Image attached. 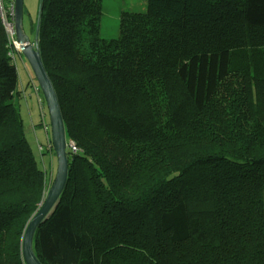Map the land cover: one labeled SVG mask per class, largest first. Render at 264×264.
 Returning a JSON list of instances; mask_svg holds the SVG:
<instances>
[{"label": "trees", "instance_id": "1", "mask_svg": "<svg viewBox=\"0 0 264 264\" xmlns=\"http://www.w3.org/2000/svg\"><path fill=\"white\" fill-rule=\"evenodd\" d=\"M102 14L103 0H43L38 43L69 171L36 229V255L264 264V0H147L120 13L112 37L101 35ZM8 51L0 18V264H26L23 236L56 155L44 96L39 151L49 167L28 140ZM146 143L135 158L133 144Z\"/></svg>", "mask_w": 264, "mask_h": 264}, {"label": "water", "instance_id": "2", "mask_svg": "<svg viewBox=\"0 0 264 264\" xmlns=\"http://www.w3.org/2000/svg\"><path fill=\"white\" fill-rule=\"evenodd\" d=\"M42 6L43 0H39L36 30L34 37L31 38L28 36L24 28L25 0H15V28L19 49L28 60L45 98L50 118L51 139L57 160L56 173L49 190L38 209L29 219L25 229L22 250L26 264H44L34 251V235L37 227H39L45 217H47L48 213L57 203L62 194L67 183L69 171L67 152L69 143L66 137L64 118L57 92L44 65L38 43Z\"/></svg>", "mask_w": 264, "mask_h": 264}, {"label": "rangeland", "instance_id": "3", "mask_svg": "<svg viewBox=\"0 0 264 264\" xmlns=\"http://www.w3.org/2000/svg\"><path fill=\"white\" fill-rule=\"evenodd\" d=\"M31 1L34 6L35 5L37 6V9H38L39 0H31ZM146 6H147V0H103L101 35L107 36V37L117 36L119 34L120 13L124 10L144 11L146 9ZM36 14L37 12L35 10L34 14H32L31 16V20L27 13H25L24 15V28L28 36L31 38H33L35 34V31L32 30V27H31V21H34L36 19V16H37ZM15 53H16V56H15L14 63L17 66V69L19 72V83L22 84L23 87H25V92H26L25 97L22 98V104H23L22 113H23V116L25 118V123H26V134H27L29 142L33 146V149L41 165L43 166V161H44L46 166L49 167L50 166L49 156L44 155L42 157L39 151V142L45 145L46 139H45V130L40 125V122L42 119L41 107L39 105L34 88L29 85L30 77L27 72V69L29 73L33 76L32 69L29 65L28 60L25 58V56L21 52H15ZM35 82L38 83L36 78H35ZM46 118L50 119L49 115L46 114ZM32 121L33 123H36L38 125L34 126L32 124ZM72 143L73 142H71V144ZM133 145L135 147H134V150H133V147L131 148V152H132V155L137 159L147 155L151 147V144H148V143L133 144ZM54 168H55V173H56L57 160H56V166H54ZM54 176H52L51 170H50L47 175V190L50 186V180L52 182L54 179Z\"/></svg>", "mask_w": 264, "mask_h": 264}, {"label": "built area", "instance_id": "4", "mask_svg": "<svg viewBox=\"0 0 264 264\" xmlns=\"http://www.w3.org/2000/svg\"><path fill=\"white\" fill-rule=\"evenodd\" d=\"M0 18H1V22L3 24L6 38H7V46L9 49L8 54L12 57L13 60H15V56H16L15 52H21L19 49L17 33H16V28H15V0H0ZM27 72L30 77L29 82L36 92V96H37L39 105L41 107V112L44 113L43 95L40 93V88L38 84L35 82V78L29 73L28 69H27ZM72 147L73 149H76V147L73 144H72ZM50 185H51V180H50Z\"/></svg>", "mask_w": 264, "mask_h": 264}, {"label": "crops", "instance_id": "5", "mask_svg": "<svg viewBox=\"0 0 264 264\" xmlns=\"http://www.w3.org/2000/svg\"><path fill=\"white\" fill-rule=\"evenodd\" d=\"M35 10L37 12V10H38L37 6L36 5L34 6L31 0H25V12L29 15V18H30V16H32V14H34Z\"/></svg>", "mask_w": 264, "mask_h": 264}, {"label": "clouds", "instance_id": "6", "mask_svg": "<svg viewBox=\"0 0 264 264\" xmlns=\"http://www.w3.org/2000/svg\"><path fill=\"white\" fill-rule=\"evenodd\" d=\"M22 53V52H21ZM35 78V77H34ZM39 86V85H38ZM40 88V87H39ZM48 192V191H47Z\"/></svg>", "mask_w": 264, "mask_h": 264}]
</instances>
